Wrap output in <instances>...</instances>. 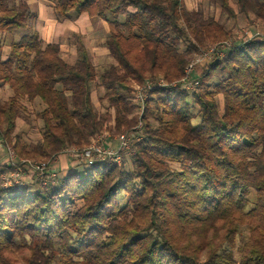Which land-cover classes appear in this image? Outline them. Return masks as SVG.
Wrapping results in <instances>:
<instances>
[{"label": "trees", "instance_id": "trees-1", "mask_svg": "<svg viewBox=\"0 0 264 264\" xmlns=\"http://www.w3.org/2000/svg\"><path fill=\"white\" fill-rule=\"evenodd\" d=\"M231 1H216L229 21L264 24V0H233L236 9ZM53 10L59 21L105 20L116 64L99 73L76 35L72 63L38 31L7 55L0 44V85L13 93L0 98V146L17 161L0 165V264H264V35L204 65L189 96L181 81L195 54L234 35L204 9L185 0H57ZM32 18L27 2L0 0V33L28 29ZM159 77L177 85L155 90L140 116L133 86ZM96 82L103 111L92 99ZM35 100L44 105L42 136L27 143L18 120ZM140 123L128 170L97 162L38 179L35 190L4 184L27 167L21 160L53 162Z\"/></svg>", "mask_w": 264, "mask_h": 264}, {"label": "rangeland", "instance_id": "rangeland-1", "mask_svg": "<svg viewBox=\"0 0 264 264\" xmlns=\"http://www.w3.org/2000/svg\"><path fill=\"white\" fill-rule=\"evenodd\" d=\"M216 1L217 0H185V5L187 9L191 10V9H197L200 7L204 9L207 16L208 15L214 16L218 21H220L225 26L234 29L233 31L234 35L229 40L223 41L222 43H218L216 45L202 49L198 53L207 52L214 48L220 51L222 48L221 44L228 43V46H227L228 48L237 42L238 43L241 41L246 42L247 40H250L251 37L254 38L261 34L264 35V33L261 32V30H264V24L262 22L253 21L251 23H248L243 18V19H240L238 23L234 24L232 21L228 20L226 14H222L219 7L217 6L218 4ZM21 2H27L30 4L31 10L33 12V18L30 21V27L28 29H21V30H17L11 33H0V44L3 45L4 55H7L9 53V50H10L9 48L12 43L19 41L23 36L30 33V31L31 32L38 31L42 39L44 38L45 40L53 41L54 43H59L61 46L63 45L64 52L63 54L61 53V58L68 63H72L76 60V57H77L76 47L70 44V41L71 43L73 42L72 40L74 36H71L70 38L69 36L71 33L67 32L66 30L71 25H74L76 21L77 25H79L78 27L80 28V30H82L87 35L86 38H87V44L89 47L87 45L86 47L89 50L92 61L94 65L96 66L97 71L99 73H102L106 67L112 64H116V61L112 57H110V55L105 54V52L108 50L107 45H106V39L109 36L108 30L107 32L105 30L106 27L103 30L101 29V27H98L92 32V31H89V29L91 28H90V22L88 20L83 22V20H78V19L70 20L71 22L67 21L66 22L67 26L61 25L60 23L56 22L52 14L53 12L52 7L53 5H55L56 0H18V3H21ZM231 2H232L231 5L233 6V8L236 9L234 1L232 0ZM73 15L74 13L72 14V16ZM118 19L120 21H124L125 17L119 16ZM101 21L102 20L100 19L92 20L93 23L101 22ZM72 28L74 29L75 26H72ZM245 32H248L249 35H247ZM94 37L98 38L97 39L98 41L96 42L100 43L101 45H95ZM216 56L217 55L214 54L213 59L211 61H204L200 66L196 68L193 75L202 74L204 65L206 66L208 63L210 64L214 62H219L224 58V57L222 58L220 57L218 59ZM195 57H196V54L193 57V60L195 59ZM12 95H13L12 90L8 86L0 85V98L2 101H7L9 97ZM104 95H105V90L99 87L97 82L94 83L92 99H93V102L96 108H98V110L100 111H103V108L107 106V101L104 99ZM191 99L192 98H190L189 100ZM218 101H219L220 108L222 109L223 107L222 97H219ZM146 106H147V103H146ZM43 109H44V105L40 102V100H35L33 102H25L23 104V114L26 117L25 119L18 120L17 132L22 136V138L27 143H36L37 141L41 139L43 122L38 117V114ZM196 112H198V110H196ZM137 113H139L140 115L139 111ZM193 122L194 124H198L200 120L195 119ZM105 133L107 134L109 133L108 135L111 137L108 141L109 145H107L106 147H111L114 150L119 145V142L116 141V138L119 135H114L108 131H105ZM130 153H133V152H128L124 150L121 153L122 162H121V165H119L118 167H123L126 170L130 168L129 164L126 163L130 159V156H131ZM8 156L9 155L7 154V151L4 150V147L0 146V165L6 163V161L9 158ZM61 156L67 157L68 165H69L68 171L70 168L76 169L79 165L80 166L82 165V164H78L76 160L74 158H71L70 156L63 155V154ZM109 162H110L109 160H106L107 164H110ZM73 165L74 167H71ZM17 173L19 174L18 176L16 175ZM5 178L6 179L10 178L13 181L15 180V182L20 181L21 182L20 187L30 185L31 189L33 190L37 189V180L38 179L40 180V178L38 177V174L33 172L29 167H25V168L22 167L20 171L18 170L16 171V167H15L8 174L4 175L3 177L4 184L7 182V180L5 181ZM6 184H8V182ZM120 201L124 202L123 195L120 196ZM237 245H239L238 242H237Z\"/></svg>", "mask_w": 264, "mask_h": 264}, {"label": "built area", "instance_id": "built-area-1", "mask_svg": "<svg viewBox=\"0 0 264 264\" xmlns=\"http://www.w3.org/2000/svg\"><path fill=\"white\" fill-rule=\"evenodd\" d=\"M247 35L248 32H245ZM224 45V46H222ZM228 43L221 44V50L218 49H211L207 52H201L197 53L195 59L189 64L188 68L186 69V76L181 81L183 84V90L188 95H192L196 92H198V89L200 88V81L198 79L193 78V73L195 72L196 68L200 66L204 61H211L213 59V55L216 54L217 58L225 57L227 52L233 47H228ZM177 82L168 83L164 78L159 77L156 80L148 81L142 85L135 84L133 86L132 91V101L135 104V106L138 108V111L140 112V116L145 111L146 103L149 101L150 96L153 94V92L157 89H164L167 87H173L176 86ZM142 128L141 123L135 128V131L131 134H123L119 135L116 138V141L119 142L118 147H116L114 150L111 147H106L108 144L109 139L111 138L107 133H101L98 135L96 140L89 145L88 147L84 149H78V148H71L64 153L63 155L70 156L71 158H74L78 164H84V165H92L97 162L100 163H106V160H109V163H113L116 165H121L122 158H121V152L128 151L130 152L132 150V146L140 140V130ZM4 150L7 151V154L9 155V164L11 166H15L16 164V155L15 152L11 148H4ZM61 156V155H60ZM58 156L53 162H34V161H24L21 160V165L25 164L27 167H29L33 172L38 174V177L41 181H43L45 184H47L50 180H55L60 176V173L52 167L53 163H55L59 157ZM17 171V169H16ZM20 171V170H18ZM19 175L18 173L16 174ZM7 180L8 184L5 183L6 186H12L13 184L20 185V181L11 180L10 178H5V181Z\"/></svg>", "mask_w": 264, "mask_h": 264}, {"label": "crops", "instance_id": "crops-1", "mask_svg": "<svg viewBox=\"0 0 264 264\" xmlns=\"http://www.w3.org/2000/svg\"><path fill=\"white\" fill-rule=\"evenodd\" d=\"M57 1V0H56ZM29 4V3H28ZM30 5V4H29ZM54 6V5H53ZM52 14H53V16H54V19L56 20V22H58V23H60L61 25H66V22L67 21H69V22H71L70 20H83V22H85L86 20H88L89 22H90V28L91 29H89V31H94L96 28H98V27H101V29L103 30V29H105V27H106V32H107V30H108V34H109V31H110V29H109V25H108V23L105 21V20H102V19H100V20H102L101 22H92V20H98L97 18H90L87 14H82V15H80V16H73L71 19H67V20H58L57 18H56V15L54 14V10H53V7H52ZM86 15V16H85ZM67 26V25H66ZM72 26H75V28L73 29L72 28ZM79 25H77V23H76V21H75V23H74V25H71L70 27H68L67 28V32H69V33H71L70 34V38H71V36H74V35H76V36H79L80 38H81V40H82V42L84 43V45L86 46H88V44H87V38H86V34L82 31V30H80V28L78 27ZM261 32H263L264 33V30H261ZM88 34V33H87ZM69 37H68V39H69ZM98 38L97 37H94V42H95V45H101L100 43H98V42H96V41H98L97 40ZM43 41H44V43H46V44H51V43H54L53 41H49V40H45L44 38L42 39ZM70 41V40H69ZM59 44V43H58ZM70 44H71V41H70ZM60 45V44H59ZM89 47V46H88ZM87 48V47H86ZM88 49V48H87ZM60 50H61V53L63 54V52H64V49H63V45L61 46L60 45ZM107 50V49H106ZM105 54L106 55H110L109 54V50H107L106 52H105ZM52 167L54 168V169H56L60 174H63V172H65L64 174H66V172H68V167H69V165H68V160H67V157H65V156H60L59 157V159L55 162V163H53V165H52ZM66 170V171H65Z\"/></svg>", "mask_w": 264, "mask_h": 264}, {"label": "bare ground", "instance_id": "bare-ground-1", "mask_svg": "<svg viewBox=\"0 0 264 264\" xmlns=\"http://www.w3.org/2000/svg\"><path fill=\"white\" fill-rule=\"evenodd\" d=\"M256 35H257V34H256ZM258 36H259V35H258ZM260 36H261V35H260ZM251 38H252V37H251ZM251 38H250V39H251ZM241 42H242V41H241ZM234 43H235V42H234ZM234 43H233V44H234ZM216 44H217V43H216ZM214 45H215V44H214ZM206 48H207V47H206ZM200 50H201V49H200ZM197 52H198V51H197ZM189 63H190V62H189ZM198 79H199V78H198ZM180 85H181V84H180ZM108 134H109V133H108ZM122 134H123V133H122ZM120 135H121V134H120ZM111 136H112V135H111ZM8 146H9V145H8ZM124 161H125V160H124ZM124 163H125V162H124ZM79 166H80V165H79ZM117 166H118V165H117ZM124 166H125V165H124ZM2 177H3V176H2ZM17 185H18V184H17Z\"/></svg>", "mask_w": 264, "mask_h": 264}]
</instances>
